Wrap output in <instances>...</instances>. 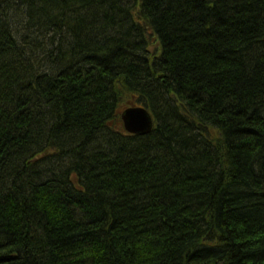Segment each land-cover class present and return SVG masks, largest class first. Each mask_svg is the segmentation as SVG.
Instances as JSON below:
<instances>
[{"label": "trees", "instance_id": "1", "mask_svg": "<svg viewBox=\"0 0 264 264\" xmlns=\"http://www.w3.org/2000/svg\"><path fill=\"white\" fill-rule=\"evenodd\" d=\"M0 264H264V0H0Z\"/></svg>", "mask_w": 264, "mask_h": 264}, {"label": "water", "instance_id": "2", "mask_svg": "<svg viewBox=\"0 0 264 264\" xmlns=\"http://www.w3.org/2000/svg\"><path fill=\"white\" fill-rule=\"evenodd\" d=\"M124 130L131 135L147 136L152 133L154 120L144 107H129L122 113Z\"/></svg>", "mask_w": 264, "mask_h": 264}]
</instances>
